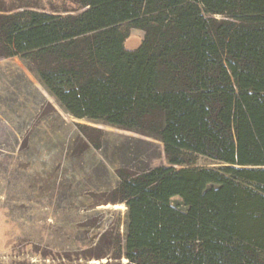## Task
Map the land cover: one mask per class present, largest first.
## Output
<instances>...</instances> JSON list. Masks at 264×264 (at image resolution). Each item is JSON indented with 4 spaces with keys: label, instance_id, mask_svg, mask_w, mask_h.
Masks as SVG:
<instances>
[{
    "label": "trees",
    "instance_id": "16d2710c",
    "mask_svg": "<svg viewBox=\"0 0 264 264\" xmlns=\"http://www.w3.org/2000/svg\"><path fill=\"white\" fill-rule=\"evenodd\" d=\"M12 57L69 115L158 140L169 165L116 170L124 238L40 264H264V0H0Z\"/></svg>",
    "mask_w": 264,
    "mask_h": 264
},
{
    "label": "rangeland",
    "instance_id": "374dc122",
    "mask_svg": "<svg viewBox=\"0 0 264 264\" xmlns=\"http://www.w3.org/2000/svg\"><path fill=\"white\" fill-rule=\"evenodd\" d=\"M143 36L134 30L127 47L136 48ZM79 124L104 132L100 150L85 146ZM157 166H169L161 142L75 119L20 57L0 60L1 264L74 256L111 227L124 238L127 207L106 204L119 184L116 170ZM196 166L218 164L199 157Z\"/></svg>",
    "mask_w": 264,
    "mask_h": 264
}]
</instances>
